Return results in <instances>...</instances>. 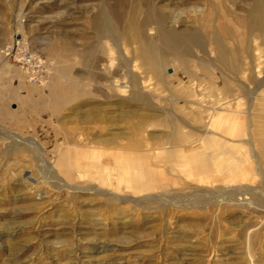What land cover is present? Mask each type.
Instances as JSON below:
<instances>
[{
  "label": "rangeland",
  "instance_id": "rangeland-1",
  "mask_svg": "<svg viewBox=\"0 0 264 264\" xmlns=\"http://www.w3.org/2000/svg\"><path fill=\"white\" fill-rule=\"evenodd\" d=\"M254 2L0 0V264H264Z\"/></svg>",
  "mask_w": 264,
  "mask_h": 264
},
{
  "label": "bare ground",
  "instance_id": "bare-ground-1",
  "mask_svg": "<svg viewBox=\"0 0 264 264\" xmlns=\"http://www.w3.org/2000/svg\"><path fill=\"white\" fill-rule=\"evenodd\" d=\"M254 1H255L254 6L252 7L250 11V18L248 19L247 24L250 28L263 29L264 28V0H254ZM132 8L135 9V5H133ZM98 20L101 26L108 27L110 25L106 12L103 10L101 14L99 15ZM129 22H130V18H128V23ZM191 39L193 40L194 37L189 38V40ZM212 40L216 41L219 46L221 47L223 46L220 40L214 35L212 36ZM187 42L189 41L186 37H183L180 35L178 36L175 33H172V32L169 33L166 30H162L158 38V44H157L158 54L160 55L165 54L170 47L176 48V50L181 53H185L186 51L184 47L186 46ZM149 48H151V45H149ZM220 60L225 61V53H224V57Z\"/></svg>",
  "mask_w": 264,
  "mask_h": 264
},
{
  "label": "built area",
  "instance_id": "built-area-1",
  "mask_svg": "<svg viewBox=\"0 0 264 264\" xmlns=\"http://www.w3.org/2000/svg\"><path fill=\"white\" fill-rule=\"evenodd\" d=\"M15 47H16V54L19 55L17 59L21 61L23 65L26 64L32 66L33 64L40 65L43 63L40 62L41 61L40 59L36 60L33 57V55L28 53L27 46L23 41L21 42L20 40H17Z\"/></svg>",
  "mask_w": 264,
  "mask_h": 264
}]
</instances>
